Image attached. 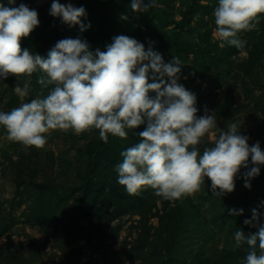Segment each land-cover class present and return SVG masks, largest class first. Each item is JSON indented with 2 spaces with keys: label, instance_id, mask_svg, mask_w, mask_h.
<instances>
[{
  "label": "trees",
  "instance_id": "16d2710c",
  "mask_svg": "<svg viewBox=\"0 0 264 264\" xmlns=\"http://www.w3.org/2000/svg\"><path fill=\"white\" fill-rule=\"evenodd\" d=\"M37 1L15 0L13 5L23 3L38 13L39 24L21 40L22 49L47 58L59 40L80 38L86 40L93 51L97 48L106 51L114 37L123 35L142 43L145 50L151 47L166 63L178 56L185 64L178 83L185 88L207 84L210 79L223 83L222 92L208 87L204 94L195 95L198 116L204 115L207 108L209 113L214 112L217 129L226 130L230 122H236L241 125V135H244L245 121L250 119L255 125L247 133L256 132L255 141L264 152V16L257 30L240 34L247 43L243 49H236L227 44L221 46L213 37L212 13L218 0H156L155 7L136 13L131 11V0H76L73 6L86 11V16L81 18L83 31L80 25L68 26L60 18L49 15L53 0L43 4ZM66 1L59 0V3L66 4ZM0 3L7 6V0H0ZM122 16H127V20L121 19ZM40 75L36 72L30 77L0 79V95L5 98L2 111H10L20 103L46 95L51 86L39 85ZM12 83L29 88L28 96L21 102ZM236 90L240 92L241 104L234 95ZM244 113L247 117H242ZM144 127L128 130L126 139L109 135L107 143L99 139L97 130L81 134L71 130L63 132L61 139L66 150L57 156L52 151L45 152L43 166L32 165L43 148H25L16 152V160L8 158L9 166L3 170V177L14 184L15 196L20 195V198L10 204L9 213L5 214L0 202V238H6V246L0 245V264H38L49 239L59 252L57 260L55 254L51 255L49 261L53 264H134L135 261H138L136 264H241L248 246L244 243L237 248L234 234L238 229L245 235L256 231L255 227L244 224V220L251 219L254 208L260 214L259 223L264 224V165L259 166V175L249 181L250 188H245L244 173L253 167L249 157L248 169L239 171L244 189L236 193L238 182L235 181L234 191L227 193L228 196H222L219 201L216 197L211 199L208 218L201 216V197L199 203L192 196L169 202L156 197L151 189L130 196L117 183L116 167L122 163L121 152L138 142V134ZM4 131L0 127V132ZM58 136L48 135V142H54ZM14 143L12 146L16 150L21 144ZM204 147L206 143L198 145L201 153ZM68 150H74L72 158ZM1 154L0 164L7 158L6 151ZM55 168L60 176L56 183L51 173L48 174ZM251 191L259 193L252 200L249 198ZM21 194L31 199L26 207L29 225L39 224L41 233L46 230L43 248L32 241L13 246L9 234L13 221L7 218L15 206L22 204ZM241 209L242 215L229 214L230 210L239 212ZM128 216L137 217L132 225L135 239L132 242L124 239L120 250L115 251L111 245H106L107 240L117 239ZM152 219H156V224ZM193 224L199 229L211 224L220 236L226 234L224 239L232 246L221 249L212 246L207 251L197 249L192 258L187 259L186 252L180 250L181 241ZM25 250L30 251L26 258L22 254ZM86 252L90 256L82 262ZM96 255L98 257L93 259Z\"/></svg>",
  "mask_w": 264,
  "mask_h": 264
},
{
  "label": "clouds",
  "instance_id": "9594fccd",
  "mask_svg": "<svg viewBox=\"0 0 264 264\" xmlns=\"http://www.w3.org/2000/svg\"><path fill=\"white\" fill-rule=\"evenodd\" d=\"M14 4L15 0H7V6L0 3V79L39 72L37 83L51 88L44 96L0 111V127L8 140L39 150L54 131L97 130L99 139L107 143L109 135L126 139L128 130L144 125L138 142L121 152L122 163L116 167L117 183L130 196L151 189L162 200L181 201L208 180L213 196L221 197L234 191L236 176L241 168L248 169L249 157L253 167L243 178L244 187L250 188L249 181L264 165L259 142L249 146L236 122L226 130L217 129L214 112L207 108L197 116L195 94L178 83L185 66L180 57L166 63L151 47L145 50L137 40L120 35L106 51H93L84 39H62L44 58L21 48V40L39 24L37 11ZM155 6L156 0H131L130 8L136 13ZM49 15L84 30L83 7L53 0ZM212 16L221 46L243 49L247 42L240 34L257 30L264 0H218ZM13 91L21 98L29 94L27 85ZM210 134L211 146L201 153L198 145ZM229 214L242 215L243 210ZM259 219L258 210L252 209L251 219L244 224L256 231L245 235L238 229L234 234L237 248L248 246L241 264H264V224Z\"/></svg>",
  "mask_w": 264,
  "mask_h": 264
},
{
  "label": "rangeland",
  "instance_id": "374dc122",
  "mask_svg": "<svg viewBox=\"0 0 264 264\" xmlns=\"http://www.w3.org/2000/svg\"><path fill=\"white\" fill-rule=\"evenodd\" d=\"M46 1L47 0H38L37 2L40 4H43ZM75 2H76V0H67L66 4L71 3L72 5H74ZM213 37L215 39H218L215 35V31L213 33ZM240 55L242 56L244 54H240ZM12 84L14 85V88L16 86H19V84H17V83H12ZM222 84H223L222 82L217 81L216 79H213V80L210 79L209 83H207V84H204V85L202 84L201 86H199L197 84V85L187 87L186 89L195 95H202L206 92V89L208 87H215V88H217L216 92H222L221 88H220V86ZM234 95L237 97V103L241 104L242 99H241L239 90H236L234 92ZM18 98L21 102L22 98L19 96H18ZM4 101H5V98L0 95V111H2ZM198 115H199V113L197 114V116ZM242 117H247V116L244 113ZM249 120L250 119L245 121V123H247V124H246L245 129L243 130V134H244V136L248 137V144H249V146H251V145L256 143L255 137L257 135H256V132H253L251 135H249L247 133V131L249 129L253 130L254 125H255L252 123V121H249ZM62 133H63L62 131H58V132L54 131V132L49 134V135H52L53 137H56L59 134V136H58L59 138L55 139L54 142H51V141L47 142V144L43 147L42 153L38 156V158H36L32 161V165H35L36 163H38L40 166H43V161H44L43 155L45 152L52 151L54 153V156H57L59 153L66 150L65 144L61 139ZM217 134H218V132H217ZM13 143L14 142L8 140L7 133L5 131L0 132V162L3 159L1 151L7 152V155H6L7 158L4 160L3 163L0 164V202L2 204L3 214H5V212L9 213L10 204L11 203L15 204L17 201H19V198H20V195L15 196L14 184L9 180V178L3 177V170L7 169V167L9 166L8 158H10L12 160H16L18 157L16 152L22 151L25 149V147L23 145H18L16 147V150H15L12 146ZM202 143H206L207 147H210L211 146V134L206 136L203 139ZM14 144H16V143H14ZM66 152L68 155L71 156V158L74 156V150H68ZM49 173H51V177H53L55 183L60 181V176L57 174L56 168L52 172H48V174ZM9 177H12V176H9ZM235 181L238 182V187H237L238 190L236 191V193H237V192L241 191L242 189H244V187L241 185V178H240L239 173L237 174ZM236 193L233 195L234 198L237 196ZM249 194H250L249 198L252 200L253 197H255L259 193L257 191H254V192L251 191ZM225 195L228 196V194H225ZM21 197H22V204L19 207L15 206L13 211L10 212V217L7 218V219H11V222L13 221V226L9 232L13 246L16 247V246H19L20 243H26L28 241H32L36 245H38L39 247L43 248L42 242H43V236L46 233L45 232L46 230H44L43 233H41L39 224H36L33 227H31L29 225L31 223H30V221L27 220V217H26V216H29V213L27 212L28 210H26V207L28 205H30L31 199L28 196L23 195V194H21ZM192 197L195 201L198 200V203H199V197L203 198V201H201L202 206H201L200 212H201V216H206L208 218L211 215V213L207 210V209L211 208V206L208 202L211 199H213L214 197H216L219 201L222 196L221 197L213 196V194L210 190V181H208V182H205L201 186L200 191L193 194ZM243 202L245 203V201H243ZM5 217H6V215H5ZM136 219H137L136 216L126 217L125 218L126 223L120 229L118 236H117V239L116 240L108 239L106 245L107 246L111 245L115 251H118V250H120V243L124 239H126V241L132 242L135 239V229L132 228V225L134 224V221H136ZM151 222L153 224H156V219H152ZM112 225H113V223L111 224V226ZM191 227H192V230L189 231V234L187 233V237L181 241L182 244L180 247L181 251L186 252V258L187 259H191L192 255L195 253V251L197 249L207 251L209 248H212V246H215L217 249H221V248L229 245V243L224 239V235H226V234L222 235V233L220 232L222 235V236H220L217 233L218 232L217 228L212 227L211 224L205 225V227H204L205 229L204 228H200V229L195 228L194 224L190 225L189 228H191ZM0 245L2 247L6 246V238L5 237L0 238ZM229 246H232V244L230 243ZM29 253H30V251H27V250L23 251L22 252L23 257L24 258L28 257ZM53 254L56 255L55 260H57L59 252L55 248H53L52 241H51V239H49L48 244L45 245L43 248L42 259L38 262V264H41L44 261H47L48 264H53L52 261H49L51 258V255H53ZM89 254H90L89 252L85 253V255L83 256L82 262L87 261V259L90 256ZM96 257H98V255L92 256L93 259H95ZM136 263H138V261L134 262V264H136Z\"/></svg>",
  "mask_w": 264,
  "mask_h": 264
}]
</instances>
